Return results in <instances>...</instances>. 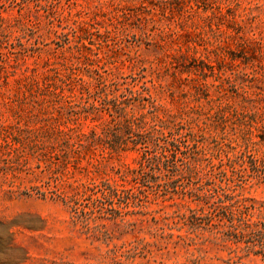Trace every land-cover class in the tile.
Instances as JSON below:
<instances>
[{
    "label": "rangeland",
    "instance_id": "rangeland-1",
    "mask_svg": "<svg viewBox=\"0 0 264 264\" xmlns=\"http://www.w3.org/2000/svg\"><path fill=\"white\" fill-rule=\"evenodd\" d=\"M0 264H264V0H0Z\"/></svg>",
    "mask_w": 264,
    "mask_h": 264
},
{
    "label": "trees",
    "instance_id": "trees-1",
    "mask_svg": "<svg viewBox=\"0 0 264 264\" xmlns=\"http://www.w3.org/2000/svg\"><path fill=\"white\" fill-rule=\"evenodd\" d=\"M109 107L104 108H98L94 107V113L90 117V120H96L98 117H101V112H108ZM110 116L113 117L111 113L108 112ZM84 118H87L85 116ZM113 118H111L112 120ZM109 121L105 123V125H108ZM73 126H67L64 128H61L59 126L51 127L50 130L47 133L46 138L50 139L53 137L56 139V143L54 144L56 147L49 145V149H58L62 152V156L64 157L65 163L69 161V153L76 154V157L74 156V159H77L80 154H82L84 151L88 150L95 140L99 139L100 136L96 135L94 127H96V124H93L90 126V129L88 132L80 131V123L74 122L72 124ZM154 132L163 134L162 130L160 128H155ZM3 139L6 141L7 138L11 140L13 137L11 135H6V133L3 134ZM147 135L143 136V138L139 141H132L133 147L135 150L139 151V158H138V165L142 166L144 163H151V162H168L169 159L173 160L176 157V148L174 145V140L167 139L164 136L163 143L165 145H161L163 148L159 153L151 154L147 149L146 145L144 143L146 142ZM112 141L117 144L118 147L121 149H124L126 146V139H122L120 135H117L116 133L113 136ZM50 151H46L45 153L49 155ZM44 154V153H43ZM45 155V154H44ZM136 170V169H135ZM110 189L108 184H104V189ZM52 193H55L54 191H51ZM112 195L118 196V193L115 190H112ZM125 202V201H124Z\"/></svg>",
    "mask_w": 264,
    "mask_h": 264
}]
</instances>
